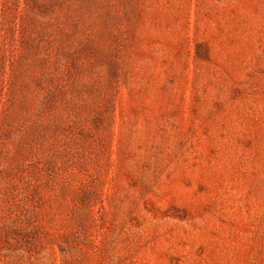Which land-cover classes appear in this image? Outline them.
Listing matches in <instances>:
<instances>
[{"label": "rangeland", "instance_id": "obj_1", "mask_svg": "<svg viewBox=\"0 0 264 264\" xmlns=\"http://www.w3.org/2000/svg\"><path fill=\"white\" fill-rule=\"evenodd\" d=\"M0 264H264V0H0Z\"/></svg>", "mask_w": 264, "mask_h": 264}]
</instances>
